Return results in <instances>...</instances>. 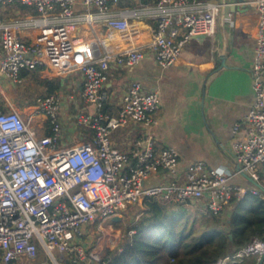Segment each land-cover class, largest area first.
<instances>
[{
	"label": "built area",
	"instance_id": "obj_1",
	"mask_svg": "<svg viewBox=\"0 0 264 264\" xmlns=\"http://www.w3.org/2000/svg\"><path fill=\"white\" fill-rule=\"evenodd\" d=\"M117 0H82L86 8H96L108 28L125 31L129 22L123 13L109 12ZM192 8L179 13L164 12L157 18L151 49L160 67L173 64L185 43L196 35H211L223 4L195 0ZM174 0H161V3ZM259 16L254 60L251 69L254 102L245 116L233 125V161L259 182L264 164V0H245ZM9 4L31 6L41 16L34 24L35 40L23 41L13 24L0 15V75L15 84L23 81L22 70L48 67L60 71L79 70L81 96L93 106L90 114L75 116L77 124L89 126L91 141L60 148L61 98L56 92L36 99V112L46 116L49 132L37 135L31 124L13 107L0 103V264H99L100 252H86L83 228L101 223L129 204L146 197L169 198L182 205L204 201L207 212L219 214L233 197L248 193L264 199L255 187L232 181V175L204 161L193 162L178 171L179 154L174 147H158L154 137L134 138L127 151L110 141L111 133L129 123L151 127L157 123L159 98L137 81L129 83L115 114L104 110L108 62L134 66L144 57L141 49L114 56H98L97 48L74 36L75 0H0V10ZM86 17V16H85ZM242 130L243 135L239 136ZM159 170L170 178L161 184L146 180ZM89 231V230H88ZM86 237L89 240V233ZM130 230V234H131ZM90 241V240H89ZM42 250L44 260L39 258ZM264 252V236L255 237L242 248L223 258L240 262Z\"/></svg>",
	"mask_w": 264,
	"mask_h": 264
},
{
	"label": "crops",
	"instance_id": "obj_2",
	"mask_svg": "<svg viewBox=\"0 0 264 264\" xmlns=\"http://www.w3.org/2000/svg\"><path fill=\"white\" fill-rule=\"evenodd\" d=\"M221 1L235 5L236 9L233 11L230 7L226 15L222 7L216 18L214 32L201 38H190L176 61L165 68L156 63L151 49L157 18L164 12L176 14L192 8L195 0L165 3H161V0H117L110 4L109 12L126 16L129 27L125 31L108 28L96 8H86L82 0H75L74 14L81 16V19L76 22L72 34L81 36L92 48H97L98 56H114L133 49H141L144 53L138 64L131 67L118 65L111 60L108 62L107 78L102 86L106 94L104 110L115 114L129 83L137 81L144 90L155 91L158 95L157 123L151 127L129 123L114 130L110 141L115 147L127 151L134 138L150 134L156 146L176 148L180 173L193 162L201 160L232 175L233 182L252 187L241 174L236 173L231 143L234 139L233 125L242 120L255 99L251 69L259 16L254 6L243 3L245 0L201 2L212 5ZM0 15L4 22L15 26L23 41L35 40L37 29L34 21L41 15L33 7L9 4L0 10ZM220 57H223L224 66L221 65ZM56 82L57 88L49 92L52 83ZM25 85L34 90L35 95L29 102H25V99L18 102L13 90ZM81 85L82 74L79 70L60 71L37 67L27 70L20 84L13 83L1 74L0 103L5 108H15L37 135H43L49 132L48 121L44 114L36 112V99L53 92L59 94L62 137L58 146L65 148L77 142L91 141L93 136L89 126L77 124L75 120L78 112L90 114L93 111V106L81 96ZM5 90L12 93L8 96ZM242 135L240 130L239 136ZM258 173L259 183L264 187V164L260 165ZM169 178L170 174L159 170L145 183L157 185ZM245 196L233 197L224 205L218 214L223 223L229 222L231 214ZM198 204L205 208L203 200ZM91 235L95 237V234ZM258 259L257 256H251L230 264H257ZM221 263L223 258L217 262Z\"/></svg>",
	"mask_w": 264,
	"mask_h": 264
},
{
	"label": "trees",
	"instance_id": "obj_3",
	"mask_svg": "<svg viewBox=\"0 0 264 264\" xmlns=\"http://www.w3.org/2000/svg\"><path fill=\"white\" fill-rule=\"evenodd\" d=\"M26 73L22 70L21 76ZM57 86L52 83L49 92ZM163 200L152 196L140 201V218L129 224L118 246L106 249L99 264H217L264 236V199L258 195L247 194L227 223L218 214L191 215L186 205ZM69 259V264H79Z\"/></svg>",
	"mask_w": 264,
	"mask_h": 264
},
{
	"label": "rangeland",
	"instance_id": "obj_4",
	"mask_svg": "<svg viewBox=\"0 0 264 264\" xmlns=\"http://www.w3.org/2000/svg\"><path fill=\"white\" fill-rule=\"evenodd\" d=\"M2 88H0V93H1ZM6 95H10L12 92L8 93L7 90L4 91ZM14 94H16V100L18 102L24 101L29 102L31 101L32 97L35 95V91L32 90L29 86L26 87L22 86L19 88V90H13ZM80 113V112H78ZM77 113V114H78ZM165 203H172L173 201L169 198H164L163 200ZM169 206L175 207L173 204H170ZM187 210L189 214L194 215V214H201L203 212H206L205 208H202L198 202H195L194 204H189L186 205ZM141 216V206L140 202H136L135 204H129L126 205L122 210H121V217L122 219L119 222H100L101 219H98V221L93 224L91 227H86L83 228V231L85 232V237L86 231L90 230L89 234L91 235L92 233L95 234V237H93V243L88 240V238L83 239L82 245L84 246L86 252L88 253L89 251H97L100 252V258L104 255L106 249H112L120 244V242L123 241L125 232L129 224L133 220H138ZM95 231V232H93ZM130 232V231H129ZM134 231L132 230L131 233ZM44 260V256L42 255V250L40 249L39 251V258ZM50 261L47 260V264H49ZM224 264H230L229 261H225Z\"/></svg>",
	"mask_w": 264,
	"mask_h": 264
},
{
	"label": "water",
	"instance_id": "obj_5",
	"mask_svg": "<svg viewBox=\"0 0 264 264\" xmlns=\"http://www.w3.org/2000/svg\"><path fill=\"white\" fill-rule=\"evenodd\" d=\"M221 4H223V8L225 10V13L226 15L230 12V7H231V10H235L236 9V6L235 5H227V4H224L223 1H221ZM204 35H196V36H193L194 38H201L203 37ZM220 60H221V65H225L223 63V57H220ZM237 165V170L240 169L239 165ZM239 174H241L247 181L249 184L252 185V187H255L257 189H259L263 194H264V187L258 182V181H255L253 180L249 175H247L245 172L243 171H240ZM122 219V217L120 215H115L113 217H111L108 221L109 222H112V223H115V222H119L120 220ZM93 237L92 235L89 236V239L92 241L93 240ZM229 237L231 238L232 236L229 235ZM264 263V252L260 255L259 259H258V263L257 264H263Z\"/></svg>",
	"mask_w": 264,
	"mask_h": 264
}]
</instances>
